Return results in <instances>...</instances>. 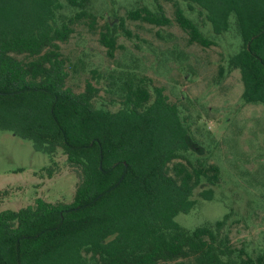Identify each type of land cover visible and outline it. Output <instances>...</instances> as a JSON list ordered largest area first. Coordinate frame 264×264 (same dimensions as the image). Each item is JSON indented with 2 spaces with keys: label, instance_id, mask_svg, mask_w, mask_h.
<instances>
[{
  "label": "trees",
  "instance_id": "trees-1",
  "mask_svg": "<svg viewBox=\"0 0 264 264\" xmlns=\"http://www.w3.org/2000/svg\"><path fill=\"white\" fill-rule=\"evenodd\" d=\"M160 1L156 11L138 8L128 19L170 25ZM182 1L205 14L215 36L236 30L242 44L229 69L241 73L243 101L264 106V0ZM66 2L80 9L67 20L58 16L60 0H0V131L31 141L52 161L62 151L79 178L71 204L37 198L0 213V264H264V256L231 244L230 214L194 230L176 221L196 206L197 188L220 183L221 171L202 157L164 88L124 77L112 83L122 105L112 111L96 105L101 89L92 81L81 93L67 87L60 44L76 22L94 17L84 10L88 0ZM173 6L191 45H216L179 2ZM120 27L132 37L124 20ZM100 43L114 58V26H105ZM213 195L201 193L208 201Z\"/></svg>",
  "mask_w": 264,
  "mask_h": 264
},
{
  "label": "rangeland",
  "instance_id": "rangeland-1",
  "mask_svg": "<svg viewBox=\"0 0 264 264\" xmlns=\"http://www.w3.org/2000/svg\"><path fill=\"white\" fill-rule=\"evenodd\" d=\"M88 1L84 10L94 22H76L69 41L60 44L70 75L67 87L81 93L92 81L101 89L96 105L112 111L122 106L111 92L112 83L124 77L148 78L164 88L169 102L179 106L183 122L202 146V157L221 171L220 183H203L197 188L193 195L196 206L176 221L194 230L230 214L226 232L231 244L244 248L255 259L264 256V106L243 101L241 73L229 69L228 59L242 44L236 30L215 36L200 9L189 10L182 0H173L205 36L216 41L206 48L189 43L188 34L175 20L173 2L160 1L172 23L159 27L127 17L138 8L156 11L154 0ZM60 2L63 9L58 16L66 20L80 11L66 0ZM122 20L132 37L123 33ZM107 24L117 33L119 48L114 58L100 43V33ZM197 157L200 155L192 154L193 159ZM54 160L37 152L31 141L0 131V213L26 208L37 198L71 204L78 175L62 151ZM48 169L54 173L51 177ZM208 189L214 194L210 201L201 196Z\"/></svg>",
  "mask_w": 264,
  "mask_h": 264
}]
</instances>
